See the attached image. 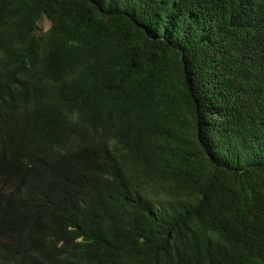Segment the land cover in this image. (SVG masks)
<instances>
[{"label":"trees","instance_id":"16d2710c","mask_svg":"<svg viewBox=\"0 0 264 264\" xmlns=\"http://www.w3.org/2000/svg\"><path fill=\"white\" fill-rule=\"evenodd\" d=\"M0 264H264V0H0Z\"/></svg>","mask_w":264,"mask_h":264},{"label":"rangeland","instance_id":"374dc122","mask_svg":"<svg viewBox=\"0 0 264 264\" xmlns=\"http://www.w3.org/2000/svg\"><path fill=\"white\" fill-rule=\"evenodd\" d=\"M48 21H47V19H45L44 17H41L40 18V21L38 22V25H39V27L41 28V29H46L47 27H48Z\"/></svg>","mask_w":264,"mask_h":264}]
</instances>
